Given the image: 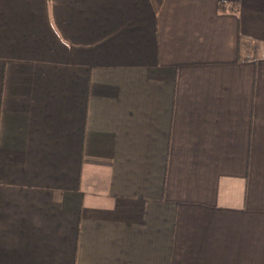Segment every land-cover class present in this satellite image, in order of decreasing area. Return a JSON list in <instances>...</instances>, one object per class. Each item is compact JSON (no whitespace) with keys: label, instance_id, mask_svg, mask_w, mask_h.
Here are the masks:
<instances>
[{"label":"crops","instance_id":"0c3cea01","mask_svg":"<svg viewBox=\"0 0 264 264\" xmlns=\"http://www.w3.org/2000/svg\"><path fill=\"white\" fill-rule=\"evenodd\" d=\"M0 264H264V0H0Z\"/></svg>","mask_w":264,"mask_h":264},{"label":"trees","instance_id":"16d2710c","mask_svg":"<svg viewBox=\"0 0 264 264\" xmlns=\"http://www.w3.org/2000/svg\"><path fill=\"white\" fill-rule=\"evenodd\" d=\"M219 12H230V13H236L237 12V4L233 2H220L217 5Z\"/></svg>","mask_w":264,"mask_h":264}]
</instances>
